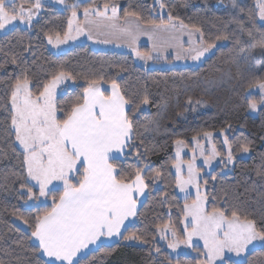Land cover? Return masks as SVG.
Listing matches in <instances>:
<instances>
[{"label": "trees", "instance_id": "obj_1", "mask_svg": "<svg viewBox=\"0 0 264 264\" xmlns=\"http://www.w3.org/2000/svg\"><path fill=\"white\" fill-rule=\"evenodd\" d=\"M255 1L245 0L242 6L236 8L237 14L210 10L206 0H160L159 7L154 0H87L77 6L79 12H84L85 7L99 5L102 11L105 3L109 9L116 5L119 21L132 17L146 27L167 24L169 16H172L171 21L179 22L189 30L199 28L206 47L209 43L220 46L198 70L148 71L132 65L126 55L93 51L86 46L54 55L47 49L45 40L49 35L52 39L56 38L57 33L60 38L64 36L68 16L52 8L43 10L28 30L14 29L0 37V264H46L31 242V225L37 215L50 209L52 203L29 208L22 205L24 197L20 195V185L23 181L19 177L24 175L23 155L15 144L11 125V91L16 79L27 76L29 87L36 95L43 84L60 71L71 73L73 79L70 81L74 84L73 88L55 99L60 119L65 118V109L70 110L77 97L82 96L83 87L89 80L103 77V85H110L111 80H116L121 94L130 101L126 112L132 123V135L126 154L111 162L125 177L129 174L134 176L139 168L147 185L145 199L133 223L123 232V235L135 233L139 236L141 239L134 240L139 245L126 243L127 240L121 236L117 243L98 247L76 264H202L204 258L199 248L193 249L196 255L172 259L156 243L157 231L164 225L175 230L178 236H183V207L192 198L180 200L175 192L176 178L172 167L176 138H148L144 134L148 124L157 118L161 106L166 103L167 77L191 80L199 75L222 76V68L234 64L244 52L245 32L264 37V26L258 21ZM67 3L71 4V1ZM212 3L226 5L225 0H212ZM159 8L163 9V16L158 15ZM126 12L136 15H126ZM139 51L146 55L149 53L146 47H141ZM260 82H264V67L240 80L232 103L217 118L189 129L180 139L191 153L193 139L209 133L213 135L212 144L222 158L225 151L218 134H223L228 148L232 150L233 163L227 173L223 174L222 167H217L201 178L200 185L208 197L206 209L211 211L213 207H218L229 216L235 211L242 219L250 218L258 225H264V176L257 175L264 172V102L261 96L249 94ZM145 98L148 99L147 104L142 102ZM199 100L183 103V112L178 118L196 117L203 110L196 107L197 104L202 105ZM250 102H255L258 107L255 116L249 114ZM242 145L250 149L248 157L243 160L238 158ZM183 159L188 160V156ZM72 182H76V177ZM61 192L52 191L47 198L52 201V196L58 198ZM224 264H264V245L249 252L241 263L227 260Z\"/></svg>", "mask_w": 264, "mask_h": 264}, {"label": "snow or ice", "instance_id": "obj_2", "mask_svg": "<svg viewBox=\"0 0 264 264\" xmlns=\"http://www.w3.org/2000/svg\"><path fill=\"white\" fill-rule=\"evenodd\" d=\"M28 2L31 7L26 9L23 4L17 7L15 0H0V30L18 20L30 26L42 4L41 0ZM57 2L64 3L65 0ZM76 7L77 5L72 6V17L77 15ZM160 7L163 8L164 5L161 3ZM259 7V19L264 21V4ZM108 8L107 3L103 5V12L99 5L95 8L85 7L84 16L114 19L117 15L116 5L111 6V17L106 15ZM125 14L136 15L132 12ZM168 19L171 21L173 17L169 16ZM89 23H94L98 29H109L110 34L120 32L128 35L135 42L136 33L131 27L119 29L115 24L101 25L96 21ZM68 24L69 31L64 33L63 40L59 33L56 34L57 42L65 43L75 38L72 35V19H69ZM171 27L175 28V25ZM84 31L83 28L75 29L77 35ZM194 31L199 32L200 29L195 28ZM88 38H93L91 32L88 33ZM48 42L53 43L50 35ZM211 47L213 45L209 43L206 48L193 49L190 53L192 59L198 60ZM252 47L264 49V41L253 44ZM133 51L141 59L153 58L135 48ZM12 62L16 63L15 60ZM72 79L71 73L60 71L34 95L29 87L30 81L25 76L23 79H16L11 91V125L15 139L22 149V164L26 173L19 177L23 181L20 187L24 192L21 194L26 193L28 200H38L49 196L52 191L49 186L54 182L63 184L59 197L52 196L50 209L37 215L31 225V237L38 241L39 251L50 258L49 264H76L74 258L77 254L102 237L141 239L135 233L123 235L121 227L129 217L137 215V198L147 186L145 178L139 168L134 176H121L111 162L113 152L124 154L130 146L132 123L125 110L130 101L121 94L115 79L110 81V93L102 91L103 77L92 79L83 87L82 96L77 97L71 109H65V118L60 119L57 116L59 109L55 100L56 89L63 81ZM258 87L264 102V82H260ZM142 102L147 104L148 99L145 98ZM249 107L255 111L257 105L250 102ZM225 143L228 141L225 140ZM241 151L247 153L250 149L247 145H242ZM212 155L218 156L220 153L213 148ZM232 155L229 148L228 163L232 162ZM210 160L211 157H206L205 164H209ZM180 171L177 170L176 186L183 192L188 185H193L197 196L191 205L186 204L183 209L185 221L188 217L191 218L183 236H178L167 225L163 226L165 231L160 233L161 239H168L166 233L171 231L172 239L168 244L170 249L176 251L180 244L192 247V239L196 237L203 241L206 253L202 264H215L225 251L240 255L253 241H264V225H258L250 218L242 219L235 211L229 216L218 207H213L211 211L205 208L208 197L206 194L200 195L197 183L199 174L193 162L188 164L187 179L182 178ZM156 175L159 176L160 173L157 172ZM257 175L264 176V172H258ZM73 177H76V182H72ZM35 187H38V195L34 191Z\"/></svg>", "mask_w": 264, "mask_h": 264}, {"label": "rangeland", "instance_id": "obj_3", "mask_svg": "<svg viewBox=\"0 0 264 264\" xmlns=\"http://www.w3.org/2000/svg\"><path fill=\"white\" fill-rule=\"evenodd\" d=\"M67 1H71V4H68ZM87 0H65L64 3H58L57 0H41L42 7L38 10L37 14L33 17L32 23L36 20L38 15L47 8L55 9L59 12L66 13L68 16L67 23L69 19H72V35L74 39H69L65 43L57 42L56 38H53V43L50 44L48 39L45 40V45L47 49L52 52L54 55H61L73 48L86 46L93 51L99 52H110L115 54H123L129 58V62L132 65L138 66L144 70L152 71H171L173 69H199L202 66L203 62L208 59L220 45H214L211 47L203 56L198 60H194L191 57V52L195 48H206L202 43L201 36L199 32L194 30H189L185 27H181L182 24L179 22L170 21L164 25L158 26H142L134 18H128L123 24L119 23L116 17L115 22L106 20L105 17H97L94 15L85 18L84 12H79L76 7V17H72L73 5H79ZM207 6L210 10L215 12L229 14L238 13L236 9L238 6H242L245 0H225L226 5L219 6L214 5L212 0H206ZM221 0H219L220 2ZM34 3V0H32ZM155 4L159 7L160 0H154ZM17 7L21 4L27 9L31 7V4L28 0H15ZM212 3V4H211ZM256 6L258 7V21L264 26V21L259 19L260 4H264V0H256ZM34 11H36L34 9ZM104 10H102L103 12ZM107 13L112 15V9L108 8ZM108 15V14H107ZM158 15L163 16V9H158ZM126 18V17H125ZM134 21L133 23H139L141 32H135V42L133 43L132 37L125 35L123 33L117 32L116 34H110L109 29L107 28H96L94 23H89V21L99 22L101 25L115 24L119 29H127L133 27L127 21ZM31 23V24H32ZM175 25V28L171 27ZM31 26V25H30ZM30 26L26 23H20L19 20L8 25L5 29L0 30V37L7 34L14 29H25L28 30ZM76 28L85 29L83 34L77 35L75 32ZM69 31V24L67 31ZM91 32L92 39L88 38V33ZM191 33V35H189ZM64 36L61 38L63 40ZM261 41H264V37L251 33L245 32L244 34V52L237 59V61L232 65H227L222 68V76L220 75H199L194 79H185L178 78L175 76H169L165 79V82L168 84V93L166 103L163 104L159 110L158 116L152 122L148 124L144 136L148 138H160L172 136L176 138L174 143V159L176 167H172V172L176 178L177 182V170L180 169V174L183 179H187L189 175L188 164L193 162L195 164V170L199 174L197 177V183L200 186V195H204V189L201 187L200 182L201 178L204 175H208L212 170L217 167H222V173H227L230 171L233 160L231 163L227 162V155L229 148L225 143V138L223 134L219 133L218 136L222 138L223 147L225 151V156L220 157L213 156L212 150L214 148L212 144L213 135H204L199 139H193V151L189 153L185 147V144L181 141L187 131L191 128L199 127L200 125L217 118L223 109L232 103L233 93L236 90L237 85L240 80H242L248 74L257 71L261 67H264V49L260 47L253 48V44H258ZM55 45V46H54ZM141 47H146L149 53L145 56H151L152 59H141L135 55L133 48L136 51L140 52ZM142 53V52H140ZM144 54V53H142ZM212 80L213 82H209ZM198 84V85H197ZM74 84L70 80L63 81L60 83L56 89L55 99L62 95L67 89L73 88ZM249 94H255L262 97L261 91L257 86L252 88L249 91ZM200 99L202 105L197 104L196 107L203 109L197 113V117L182 119L178 118V115L182 113V104L187 101H193ZM258 107L256 110L250 108L249 114L251 116L256 115ZM173 114V118L170 119ZM58 116V113H57ZM13 132L14 129L12 128ZM15 136V132H14ZM181 141L182 143H177ZM16 146L21 150L18 142L15 139ZM249 153L241 152L238 156L239 159H246ZM188 156V160L183 158ZM211 157L210 163L205 164V158ZM24 175H26L24 171ZM72 180H75L73 177ZM34 183V182H30ZM52 191H63L62 182H54L53 185L49 186ZM34 191L38 195V187L34 188ZM51 191V192H52ZM23 189L20 190V195L24 197L22 205L24 207H39L46 206L52 203L47 197H40L38 200H28L26 193ZM176 195L180 200H186L192 198L191 202L185 203L191 205L196 199L197 191L193 185H188L185 191H180V189L175 186ZM184 205V207H185ZM206 208V202H205ZM183 207V209H184ZM191 218L188 217L185 221V216L181 224V230L184 233L186 224L190 225ZM19 227H23L18 224ZM169 229L173 230L168 226ZM190 231V227L188 229ZM165 231L164 227L157 231L156 243L163 247L166 250L168 256L172 259H175L179 256H189L196 255L194 253V248H199L202 251V256L205 260L206 253L204 252L203 241L199 240L196 237L192 239V247H188L184 244H180L176 251H173L168 247L169 241L172 239L171 231H168L166 235L168 239H161L160 233ZM126 243L132 245H139L134 242V240H127ZM264 245V241H253L250 245L247 246L245 251L240 255H236L233 252L225 251L223 256L219 258L215 264H224L225 261L230 260L235 263H241L244 261L245 256L254 249H259Z\"/></svg>", "mask_w": 264, "mask_h": 264}, {"label": "crops", "instance_id": "obj_4", "mask_svg": "<svg viewBox=\"0 0 264 264\" xmlns=\"http://www.w3.org/2000/svg\"><path fill=\"white\" fill-rule=\"evenodd\" d=\"M108 14V15H107ZM106 15L108 17H111L112 15H109L110 13H107ZM117 17V15H116ZM116 17L114 19H106V20H109V21H112V22H115L117 21L116 20ZM128 18H131V17H126L124 18V20L122 22H119L121 24H123L124 22H126L125 20H127ZM100 19H103L102 17ZM118 22V21H117ZM132 27H133V30L137 33L141 32V28L139 27V23H133L134 21H127ZM138 22V21H137ZM102 91H106L107 93H110L111 92V88H110V85H103L102 87ZM127 110V106H126V109ZM14 133V132H13ZM127 152V149L125 150V153L124 154H120V153H116V152H113L111 154L112 156V160H117V159H120L122 158ZM111 160V161H112ZM145 196H146V191L144 189V192L138 196L137 198V205H136V208L138 210V208L140 207V205L142 204V202L144 201L145 199ZM134 218L135 216H132V217H129L125 222H124V225H122L121 227V233L123 234V232L125 231V229L131 225L134 221ZM121 236L120 237H116V236H113V237H102L100 240H98L95 244H91L89 245L87 248L83 249L80 253L77 254V257H75V261L77 262L78 260H80L81 258L85 257L87 254H89L90 252L96 250L98 247L100 246H109V245H112V244H115L117 243L119 240H120ZM31 242L32 244L38 249V252H39V255L41 257V259L46 263V264H49V260L50 258L44 256L40 251H39V244H38V241H36L34 238L31 237ZM246 257V256H245Z\"/></svg>", "mask_w": 264, "mask_h": 264}, {"label": "flooded vegetation", "instance_id": "obj_5", "mask_svg": "<svg viewBox=\"0 0 264 264\" xmlns=\"http://www.w3.org/2000/svg\"><path fill=\"white\" fill-rule=\"evenodd\" d=\"M185 107H186V105H185ZM184 107V111L186 112L187 111V109ZM204 112V111H203ZM196 117H197V115H196Z\"/></svg>", "mask_w": 264, "mask_h": 264}]
</instances>
